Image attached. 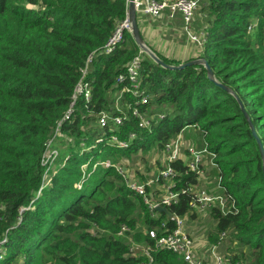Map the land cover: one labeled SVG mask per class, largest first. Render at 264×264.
<instances>
[{
	"label": "trees",
	"instance_id": "16d2710c",
	"mask_svg": "<svg viewBox=\"0 0 264 264\" xmlns=\"http://www.w3.org/2000/svg\"><path fill=\"white\" fill-rule=\"evenodd\" d=\"M126 6L127 0H0V264H137L141 256L129 254L128 238L151 243L143 230L157 228L165 214L153 216L114 166L121 158L144 162L148 151L179 134L209 152L216 194L232 200L229 212L210 211L216 224L209 243L225 232L229 245L220 247L227 259L264 264V0H206L197 12L192 24L206 34L201 57L213 78L203 65L169 69L142 53L143 102L130 93L116 99V78L139 52L131 34L112 54H101ZM91 53L84 77L90 98L78 97L62 120ZM132 106L149 118L147 129L138 127ZM100 112L107 114L104 125ZM118 115L125 116L120 124ZM58 122V156L39 190L41 156ZM171 166L179 200L169 210L193 217L192 195L180 190L194 188L197 174L181 158ZM123 224L128 236H115ZM154 264L185 263L158 250Z\"/></svg>",
	"mask_w": 264,
	"mask_h": 264
},
{
	"label": "built area",
	"instance_id": "2783aa9c",
	"mask_svg": "<svg viewBox=\"0 0 264 264\" xmlns=\"http://www.w3.org/2000/svg\"><path fill=\"white\" fill-rule=\"evenodd\" d=\"M134 8L137 13L144 15L145 17L152 19H159L164 14L168 20H173L177 14H179L182 21L181 33L186 39L199 46L204 45L206 41V34L202 31L194 32L191 29V25L194 21L195 14L199 12L202 6L206 5V0H133ZM128 4V1H127ZM131 32V22L128 18L127 6L123 20H121L114 28L111 36L101 48V54H112L123 42L124 35ZM131 34V33H130ZM142 52H139L130 60L126 66V70L119 74L116 78V83L120 85V90L116 99L121 97L123 93H130L133 97H140L139 102H143L145 97L140 90V83L138 81V73L141 65ZM94 57L91 53L82 69V74L78 82L76 83L71 96V102L64 114L62 120H66L72 114L76 99L80 97L83 100L90 98L91 86L90 81L84 80L85 75L88 72V65L91 63ZM131 114L137 118V125L139 128L147 129L149 125V118H145L140 115L137 107H130ZM116 109L119 114H123L116 103ZM125 116H116L114 122L120 124ZM107 120V114L100 112L98 115V122L100 125H104ZM61 122V121H60ZM58 122L57 127L53 135L46 141L44 150L41 156L40 163L44 170L41 178L40 189L44 188L49 183V173L52 167H54V161L58 156V150L54 146L55 136L58 134ZM133 135H130L132 138ZM113 143L118 147L127 148L128 143L119 140L117 136H113ZM182 136L177 135L173 140L167 141L161 147V155L165 166L155 176H148L140 183L134 180H126L128 187L134 190L142 197L145 204L148 205L151 214L156 216V208L164 206L169 210L172 204H176L179 200V191L171 188L173 185V179L175 178V171L171 166L173 161L180 158V149L182 146ZM190 145H193L189 143ZM193 148V149H192ZM191 152V158L187 162L188 169L186 171H195L197 174V181L203 170L199 168L201 165L204 154H209L206 149L196 150L195 147L187 148ZM101 164L108 165L109 161H104ZM115 169L120 173L124 172V169L120 167V164H116ZM217 182L219 179L217 178ZM181 192L191 193L192 198L189 202V209L192 213H204L207 211L217 210L222 214L229 212L232 209V205H229L232 200L227 194H212L208 193L204 189H194L191 187L182 188ZM39 192V191H38ZM170 211V210H169ZM187 215H178L171 212V216L162 219L159 222L157 228L144 229L143 233L152 240L151 243L143 244L142 242H135L131 238H128L129 249L128 252L131 256H141V260L137 264H154V253L158 250H167L176 254L185 264H237L231 262L224 254H221L218 250L220 244L227 237L225 232H222L215 244L208 243L207 257L205 255H199L196 252V238L193 234L185 228V220ZM130 231L126 224L120 226L115 236L123 237ZM128 236V235H127Z\"/></svg>",
	"mask_w": 264,
	"mask_h": 264
},
{
	"label": "rangeland",
	"instance_id": "374dc122",
	"mask_svg": "<svg viewBox=\"0 0 264 264\" xmlns=\"http://www.w3.org/2000/svg\"><path fill=\"white\" fill-rule=\"evenodd\" d=\"M29 7L34 8V6H29ZM196 14H195V16H196ZM165 23H163V24H165ZM180 26L181 25H177L176 30L172 31V32H174V42L173 43H175L178 46L186 45V40H187L184 35H181L178 33ZM194 27L197 30L195 25H194ZM191 29H192V27H191ZM195 29L193 28L192 30L196 31ZM163 32L164 31L162 29H160L158 34H157L158 37L163 38V35H162ZM144 43L151 50L150 46L145 41H144ZM194 45H196V47L198 48V50L200 51V54H201V51H202L201 46H199L198 44H194ZM174 54H175V52H174ZM194 59H199V58H192L189 60H194ZM189 60H184V61H179V62H186ZM182 141H183V137H182ZM189 147H195V145L194 144L190 145V144L182 142V146L180 149V155L184 151H186L187 148H189ZM120 161H121L120 167L124 169L123 173L125 175V178H127V180H134V181H137L139 183L143 179L147 178L148 176H155L165 166V162L163 161L161 151L159 149H154V150L148 151L144 156V160H143L144 162H140L135 157H132L131 159L121 158ZM201 164H202L201 167L203 168V174L200 175L199 180H198L197 184L195 185L194 189L199 188V189H204L205 191H207L206 190L207 186H211L212 184H213V186H215L217 172H216L215 167L210 163L209 157L206 154H204L202 161H201ZM215 224H216L215 220L212 217L210 211L200 213V214L195 213L193 217H187L185 220V228L187 229V231H189L193 234L194 238L204 236L205 237L204 239H206L207 241H208L207 235L210 231L214 230ZM222 244L225 246L229 245L228 236L224 239V241H222L221 245ZM196 245H197V239H196ZM219 252L221 254H224L222 251H219ZM237 264H241V263H237Z\"/></svg>",
	"mask_w": 264,
	"mask_h": 264
},
{
	"label": "crops",
	"instance_id": "0c3cea01",
	"mask_svg": "<svg viewBox=\"0 0 264 264\" xmlns=\"http://www.w3.org/2000/svg\"><path fill=\"white\" fill-rule=\"evenodd\" d=\"M196 15L198 16V14ZM135 16H136V21L138 24L139 32L142 38L150 46L151 50L155 54L157 53L166 58H172L178 61L189 60L192 58H201L200 51L198 50L196 45L189 42L188 40H186V45H182V46H178L175 43H173L174 42V32L172 31L176 30L177 25H181L178 33L183 35L181 33L182 21H181L179 14H177L173 20H167V17L165 14L159 19H152V18L148 19V17H145L144 15L137 13V12H135ZM195 19H196V16H195ZM194 25L195 24L191 25L192 29L194 28ZM160 29L164 31L162 33L163 38H160L157 35ZM183 143L189 144L188 138L187 139L183 138ZM180 158L183 161L188 162L191 158L190 150L187 149L186 151H184L180 155ZM206 190L208 193L216 194V186H213V184L211 186H207ZM204 238H205L204 236L202 237L200 236L196 238L197 239L196 252L199 255H205L206 259H209L207 257V246L209 242ZM221 249H222L221 247L218 248L219 251H221Z\"/></svg>",
	"mask_w": 264,
	"mask_h": 264
},
{
	"label": "water",
	"instance_id": "95a60500",
	"mask_svg": "<svg viewBox=\"0 0 264 264\" xmlns=\"http://www.w3.org/2000/svg\"><path fill=\"white\" fill-rule=\"evenodd\" d=\"M128 4H127V13H128V18L131 22V36L133 38V40L135 41V43L138 45L139 49L144 52L146 55H148V57L151 58V60L153 62H155L156 64H159L165 68H169V69H180L183 68L185 66L188 65H203L206 69H207V73L208 76L210 78H213V74L212 71L208 65V63L206 62V60L204 58H199V59H194V60H189L186 62H182L180 64L177 65H169L164 63L160 58H158V56H156L154 54V52L152 50H150L148 48V46L144 43V40L139 32V28H138V24L136 21V16H135V8H134V3L133 0H127ZM252 129V126H251ZM259 147L261 148L260 142L259 140H257ZM261 156H262V169H263V175H264V153L261 150ZM157 212H163L167 217L171 216V212L164 206H159L156 208Z\"/></svg>",
	"mask_w": 264,
	"mask_h": 264
}]
</instances>
